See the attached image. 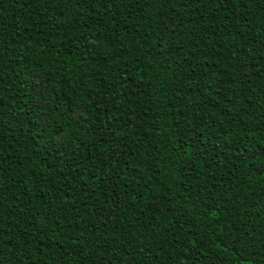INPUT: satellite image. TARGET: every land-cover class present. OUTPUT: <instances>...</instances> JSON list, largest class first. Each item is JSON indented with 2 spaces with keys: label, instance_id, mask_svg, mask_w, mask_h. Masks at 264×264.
<instances>
[{
  "label": "trees",
  "instance_id": "1",
  "mask_svg": "<svg viewBox=\"0 0 264 264\" xmlns=\"http://www.w3.org/2000/svg\"><path fill=\"white\" fill-rule=\"evenodd\" d=\"M2 264H264V0H0Z\"/></svg>",
  "mask_w": 264,
  "mask_h": 264
},
{
  "label": "snow or ice",
  "instance_id": "2",
  "mask_svg": "<svg viewBox=\"0 0 264 264\" xmlns=\"http://www.w3.org/2000/svg\"><path fill=\"white\" fill-rule=\"evenodd\" d=\"M0 264H2V261H0Z\"/></svg>",
  "mask_w": 264,
  "mask_h": 264
}]
</instances>
